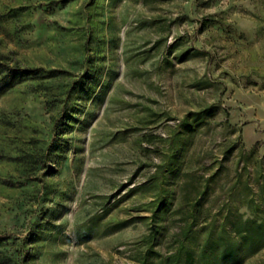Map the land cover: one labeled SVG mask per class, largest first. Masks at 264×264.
Wrapping results in <instances>:
<instances>
[{"label": "rangeland", "instance_id": "1", "mask_svg": "<svg viewBox=\"0 0 264 264\" xmlns=\"http://www.w3.org/2000/svg\"><path fill=\"white\" fill-rule=\"evenodd\" d=\"M0 58L63 71L0 92L7 264H139L172 138L147 263L198 199L209 250L239 224L240 264H264V0H0Z\"/></svg>", "mask_w": 264, "mask_h": 264}, {"label": "trees", "instance_id": "2", "mask_svg": "<svg viewBox=\"0 0 264 264\" xmlns=\"http://www.w3.org/2000/svg\"><path fill=\"white\" fill-rule=\"evenodd\" d=\"M63 73L62 70L56 69H45L42 67H30L22 66L19 63H10L6 60L0 58V92L8 86L19 82L25 76H47L54 77L58 74ZM87 78V77H86ZM80 82H78V85ZM82 84V82H81ZM71 85L67 92L73 90ZM183 124V123H182ZM58 122L56 121L52 127L53 135H56ZM58 137H53L47 150L51 149V145L56 146L58 143ZM168 154L166 159L157 165V172L153 176L157 179L156 185L158 186V192L155 198L151 200L149 211L151 212L150 219L153 220L151 224L148 235L143 239L144 244H146L145 251L143 254L136 258L139 264H148L147 260L152 255H157L154 250V245L157 239V235L160 232V227L156 224V219L159 213L167 207L165 203V198L163 195V177L164 174L172 167V161L175 157V138L169 142ZM43 160V158H41ZM155 204V206H154ZM200 200L196 199L188 209H180L179 221L181 223L179 232L175 237V243L177 244L175 250L170 253L167 257L160 260V264H240L243 261L244 247L241 240V235L243 229L239 224H233L237 228L233 229L231 232L222 226L219 232L215 234L213 238V249L209 250L202 240L201 232L204 231L205 226L198 227L197 222V211L200 209ZM127 221H121L114 223L112 225L105 226L103 228V233H108L112 230L119 229L126 225ZM81 228V227H80ZM77 227L74 231V236L77 242L86 241L89 238V232L87 227L83 226L80 229ZM232 233L237 238H232ZM201 236V237H200ZM12 238L10 234L0 232V244L8 241ZM26 243L22 242V246ZM29 257L28 251L25 250L22 253L21 261L25 262ZM9 257H2L0 255V264L9 263Z\"/></svg>", "mask_w": 264, "mask_h": 264}]
</instances>
